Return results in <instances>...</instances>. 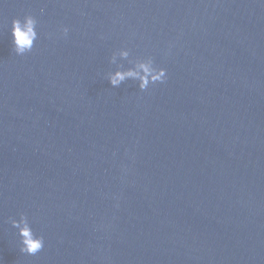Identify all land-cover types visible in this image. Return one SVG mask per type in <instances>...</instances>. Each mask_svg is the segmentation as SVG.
Masks as SVG:
<instances>
[{
  "label": "water",
  "instance_id": "1",
  "mask_svg": "<svg viewBox=\"0 0 264 264\" xmlns=\"http://www.w3.org/2000/svg\"><path fill=\"white\" fill-rule=\"evenodd\" d=\"M121 47L166 79L110 85ZM0 261L264 264V0H0Z\"/></svg>",
  "mask_w": 264,
  "mask_h": 264
},
{
  "label": "clouds",
  "instance_id": "2",
  "mask_svg": "<svg viewBox=\"0 0 264 264\" xmlns=\"http://www.w3.org/2000/svg\"><path fill=\"white\" fill-rule=\"evenodd\" d=\"M38 21L31 13H25L23 17H14L11 20L10 43L12 51L17 55L31 52L34 43L38 39ZM60 32L67 35L68 28L61 26ZM130 50L121 47L114 50L109 56V64L114 65L105 75L109 84L113 87L120 86L127 80L135 81L137 87L143 91L151 84L163 82L166 79V70L157 66L151 56L129 58ZM119 60H127L128 66L120 63ZM10 223L16 229L18 236V247L22 253L34 255L44 247V237L36 234L31 227L28 217L20 212L18 219L10 218ZM2 264V261H0Z\"/></svg>",
  "mask_w": 264,
  "mask_h": 264
}]
</instances>
